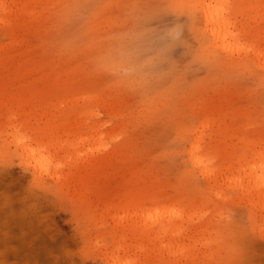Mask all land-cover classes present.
Wrapping results in <instances>:
<instances>
[{
	"label": "rangeland",
	"instance_id": "obj_1",
	"mask_svg": "<svg viewBox=\"0 0 264 264\" xmlns=\"http://www.w3.org/2000/svg\"><path fill=\"white\" fill-rule=\"evenodd\" d=\"M202 1L0 0V264H264V0Z\"/></svg>",
	"mask_w": 264,
	"mask_h": 264
},
{
	"label": "bare ground",
	"instance_id": "obj_2",
	"mask_svg": "<svg viewBox=\"0 0 264 264\" xmlns=\"http://www.w3.org/2000/svg\"><path fill=\"white\" fill-rule=\"evenodd\" d=\"M200 10L204 23L209 27L210 35L217 39L216 41H220L224 47H227L226 42L233 37V31L231 30L232 16L227 3L218 0H203ZM256 55L259 59L261 51L256 52ZM29 152V149L24 152L27 157L30 154ZM35 166L37 167V163Z\"/></svg>",
	"mask_w": 264,
	"mask_h": 264
},
{
	"label": "clouds",
	"instance_id": "obj_3",
	"mask_svg": "<svg viewBox=\"0 0 264 264\" xmlns=\"http://www.w3.org/2000/svg\"><path fill=\"white\" fill-rule=\"evenodd\" d=\"M181 26L176 25L168 32V36L172 39L180 35ZM151 48L145 47L143 50L133 49L127 53L128 62L122 66V73L126 76H135L140 73L147 74V70L155 63V56L151 55ZM142 56V59L137 60V57Z\"/></svg>",
	"mask_w": 264,
	"mask_h": 264
}]
</instances>
